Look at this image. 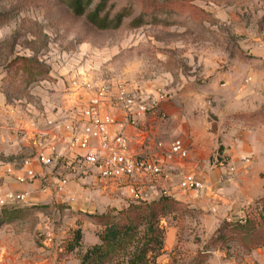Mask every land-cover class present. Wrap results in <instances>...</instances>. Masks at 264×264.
Returning <instances> with one entry per match:
<instances>
[{"label": "rangeland", "instance_id": "1", "mask_svg": "<svg viewBox=\"0 0 264 264\" xmlns=\"http://www.w3.org/2000/svg\"><path fill=\"white\" fill-rule=\"evenodd\" d=\"M152 1L167 0H117L114 14L132 5L134 15L121 29L102 32L58 0H0V184L9 198L6 207L31 204L36 182L41 194L51 195L49 202L66 194L57 192L60 163L53 159L45 166L40 155L50 153L49 131L55 130L71 83L87 79L113 89L148 90L151 96L162 90L187 124L199 133L209 128L211 140L194 146L187 140L200 157L201 189L171 197L178 205L161 221L165 244L152 264L241 263L257 250L244 257L236 242L216 248L212 241L225 222L243 220L264 198V0L200 2L213 16L201 26L184 17L148 16L141 28L132 29L130 22ZM26 124L36 131L31 137ZM26 140L37 144L25 147ZM35 159L43 172L32 165L35 179L20 184L8 173L24 175L26 162ZM45 168H51L48 176ZM11 184L27 189L13 190ZM24 194L27 203L19 200ZM36 217L40 230L32 235L58 256L69 233L58 246L51 235L61 232L63 219L57 212ZM65 262L77 264L78 255Z\"/></svg>", "mask_w": 264, "mask_h": 264}, {"label": "crops", "instance_id": "2", "mask_svg": "<svg viewBox=\"0 0 264 264\" xmlns=\"http://www.w3.org/2000/svg\"><path fill=\"white\" fill-rule=\"evenodd\" d=\"M146 93H150L146 90ZM91 98V94H82L80 97H73L72 100L63 102L61 109L57 113L56 124L54 125V132L49 131V140H57L56 150L63 154V158L55 163L59 165V176H66L69 179V185L66 188V194L56 195L57 201L55 203L49 202L50 194H41L37 189L39 188V182H36L31 189L32 203L27 206H8V210L23 211L36 206H49L53 209L50 212H57L61 219H63L64 227L61 232L51 235L55 239V246H58V241L66 237L63 249L60 250V254L57 256L56 252L46 251L44 247L39 245L35 240V236L32 232L40 230V220L36 225L33 222L23 221L21 218L4 221L3 227L0 229V264H66V260H72V257L78 255L77 252L67 254L64 250L68 242L72 241L74 234L80 231L82 234V244L85 249L91 248L99 244L98 233L99 229L94 225L88 223L82 219L81 215H103L111 210L121 211L127 208L133 199L130 196V190L135 188L145 194L150 200H155L159 195L166 192L170 197L177 199L178 195H187L179 191L178 185L182 181L185 175L195 173L198 180L199 154L192 149V144L187 140H193L194 144H197L199 140H211L208 135L209 128H199L192 124H187L184 117L181 116L179 109L173 104L166 102L163 105V111L168 116V120L165 123L160 122L152 115H148L141 119V128L148 131L149 145L152 146L153 152L159 160L163 163L165 168L166 179L155 180L143 176H134L131 178H124L116 181H103L100 178L99 172L86 165L83 160L84 152L81 150H71L66 146L64 140H69L73 131L67 129L72 124L70 110L73 105L76 106L80 112ZM104 114H110L114 117L118 124L126 123L124 111L119 107H112L107 105L102 108ZM62 124L64 129L56 130V126ZM28 136L31 137L36 133L32 124H26ZM118 129L117 126L113 128V131ZM127 134L131 137V149L134 152H143L145 149V140L140 132L134 130L131 127L127 128ZM182 140L188 151L189 159L182 161L177 158L167 159L164 151L156 149L155 144L157 142H163L167 145L174 140ZM30 141L26 140L25 147L30 146ZM207 142V141H206ZM91 145H96V141H90ZM51 153V152H50ZM48 152V156L50 155ZM203 156V155H202ZM201 156V157H202ZM33 167L38 173H43L40 163L37 159L33 160ZM54 168V167H51ZM51 168H45L46 175L51 173ZM45 175V176H46ZM50 180V177H48ZM180 178L179 183L174 184L175 180ZM50 186V184H48ZM27 189V187L10 185V189L21 190ZM4 191V187H3ZM49 192V188L47 189ZM68 192V194H67ZM5 193V191H4ZM56 193V191H55ZM175 195V196H173ZM73 198L74 201L69 200ZM47 201V202H45ZM40 204H37V203ZM57 207H63L64 213L61 214ZM13 216V215H11ZM15 217V218H16ZM40 219V218H39ZM68 225L69 228H66ZM30 228V231L28 229ZM26 228V229H25ZM92 234L93 237H89L88 234ZM50 236V235H49ZM257 254H253L251 257H246L241 263L237 261L228 262L227 264H264V253L261 250L256 251ZM65 260V261H62ZM80 264L79 256L78 262Z\"/></svg>", "mask_w": 264, "mask_h": 264}, {"label": "trees", "instance_id": "3", "mask_svg": "<svg viewBox=\"0 0 264 264\" xmlns=\"http://www.w3.org/2000/svg\"><path fill=\"white\" fill-rule=\"evenodd\" d=\"M58 1L75 17L84 18L89 25L102 32L121 29L124 22L134 15L132 5H126L114 14L118 6L117 0ZM208 1L218 3L222 0H167L160 4L152 1L150 6L144 7L142 12L130 22V26L132 29L141 28L148 16L164 19L184 17L198 26L212 23L213 16L199 6L200 2ZM155 21L158 22L156 19ZM160 23L166 25L168 21L163 20ZM19 61L38 66L33 60L19 59ZM177 205L171 197L163 196L151 202H133L121 211L111 210L103 215H81L82 219L99 229V244L85 249L82 244V234L77 231L64 251L67 254L77 252L80 264H152L165 244V232L161 227V221L173 214ZM53 209L55 208L49 206H36L23 211L4 208L0 213L2 215L0 229L4 221L10 222L19 217L36 225L39 221L36 212H50ZM57 209L61 214L64 213L63 207ZM249 210L243 220L225 222L212 241V245L217 248L224 247L231 241L236 242L244 257L264 248V198L254 209ZM150 254L157 256L151 260Z\"/></svg>", "mask_w": 264, "mask_h": 264}, {"label": "built area", "instance_id": "4", "mask_svg": "<svg viewBox=\"0 0 264 264\" xmlns=\"http://www.w3.org/2000/svg\"><path fill=\"white\" fill-rule=\"evenodd\" d=\"M82 94H91V98L84 106L82 111H78L76 106L70 110L72 113V124L67 127L73 131L69 140H64L66 146L71 150H81L84 152L83 160L86 165L96 169L103 181H116L134 176H143L155 180L166 179L163 163L156 157L152 146L149 145L148 131L141 128V119L152 115L162 120L167 119V115L162 110V104L166 102L165 93L158 90L152 96L140 88L129 90L124 86L113 89L111 85L102 83L94 84L91 80L82 79L79 82L70 84L67 100L80 97ZM111 105L112 107L122 108L125 114L126 123L118 124L110 114H104L102 108ZM117 126L118 129L113 131ZM57 130L64 129L65 126L58 124ZM131 127L140 132L145 139V150L134 152L131 149L132 140L127 134V128ZM96 141L92 146L90 141ZM48 150L52 153L51 157L40 155L41 161L45 166L52 165V161L61 160L63 154L56 150L57 140H48ZM155 147L159 151L166 153L167 159L177 158L182 161L189 159V151L182 140H174L169 145L157 142ZM33 162H26V173L19 175L12 170L8 173L16 177V181L25 184L28 180L35 179V172L32 169ZM69 185V179L62 176L57 192L62 193ZM179 191L185 194L198 192L201 185L195 173L184 176L178 185ZM133 202H151L145 194L135 188L130 190ZM167 196L166 192L159 195L155 200ZM27 194L19 197L23 203H27ZM8 196L3 191L0 184V209H4L8 204Z\"/></svg>", "mask_w": 264, "mask_h": 264}]
</instances>
